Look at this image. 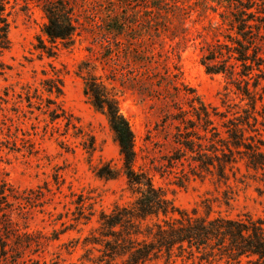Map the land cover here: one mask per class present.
<instances>
[{"label":"rangeland","instance_id":"374dc122","mask_svg":"<svg viewBox=\"0 0 264 264\" xmlns=\"http://www.w3.org/2000/svg\"><path fill=\"white\" fill-rule=\"evenodd\" d=\"M67 1L76 9L80 26L72 44H58L52 58L41 56L36 47L47 23L42 2L9 0L0 7L9 24L10 41L7 50L0 49V142L8 141L10 146L16 142L15 151H6L10 161L6 168L11 185L24 200L12 216L17 247L8 260L0 256V264H92L89 260L101 256V247L88 243L98 236L100 213L136 199L122 174L111 181L96 175L102 165L120 171L123 163L106 118L84 95L83 63L91 64L98 77L116 88L120 110L135 135V169L147 173L175 206L198 208L203 214L201 204L210 200L214 217L249 213L264 218V182L244 163L229 172L228 182L211 175L194 177L188 162L171 163L176 158V125L166 115L187 108L190 90L219 112H231L229 117L247 104L222 75H208L200 63L203 48L219 34L222 10L203 13L201 2L181 0L183 9H174L176 18L161 21L170 25L164 35L149 21L150 11L142 9L148 6L145 0H137L126 12L136 27L129 32L128 42L118 45L117 54L111 36L104 32L112 2ZM171 34L187 39L180 60L166 57L180 42V38H167ZM138 36L139 41L131 40ZM153 48L156 56L150 59L145 53ZM112 55L117 56L115 65L110 62ZM146 59L155 64L153 68L144 64ZM56 73L64 86V95L56 102L66 115L52 122L46 108L35 104L30 109L21 98L30 87L34 97L50 100L42 83ZM170 74L175 78H167ZM258 108L264 115V100Z\"/></svg>","mask_w":264,"mask_h":264},{"label":"trees","instance_id":"16d2710c","mask_svg":"<svg viewBox=\"0 0 264 264\" xmlns=\"http://www.w3.org/2000/svg\"><path fill=\"white\" fill-rule=\"evenodd\" d=\"M7 1L0 0V7ZM29 1L43 4L47 23L36 47L41 56L52 58L58 44L64 47L72 44L80 26L79 15L67 0ZM108 1L112 2L114 9L104 23V32L111 36L112 50L118 54V45L128 42L129 32L136 27L126 12L138 1ZM196 1L202 3L203 13L222 10L219 13V34L213 43L203 48L200 63L208 75H222L239 94L241 102L247 104L238 107L229 117L231 112H219L190 90L187 108H175L166 115L168 122L176 125V158L171 163L188 162L194 177L211 175L224 182L229 181V172L233 173L239 163H244L247 171H253L256 176L260 174L264 182V115L258 108V103L264 100V0ZM157 2L153 4L152 0H145L144 4L148 6L142 9L150 11L152 17L149 21L157 24L158 32L165 35L170 25H163L161 21L174 18V9L181 11L182 2ZM139 9H136L137 13ZM3 12L4 9L0 8V49L7 50L10 45L9 24ZM167 38L174 41L180 36L171 34ZM139 39L138 36L131 40L137 42ZM164 40L161 38L162 43ZM186 44L187 39L180 38L166 57L171 59L174 56L180 60V51L185 50ZM145 55L150 59L155 57V48ZM116 60L117 56H110L112 64L115 65ZM144 64L149 68L155 65L148 60ZM80 73L84 95L106 118L123 163L120 171L109 164L102 165L96 175L111 181L122 174L127 179L129 191L136 196L130 205H117L110 213H100L98 236H92L88 243L100 246L101 256L89 261L92 264H158L161 261L163 264H178V261L180 264H264V218L249 213L237 218L214 217L210 200L202 202L203 214L198 208L186 210L175 206L164 190L155 187L147 173L135 169V135L120 110L116 88L98 77L89 63L80 66ZM167 78L172 80L175 76L170 74ZM42 86L50 100L34 97L30 87L25 89L21 100L30 109L35 104L41 109L46 108L52 122L64 118L66 112L56 102L64 95L63 80L56 73L44 80ZM52 105L55 108H51ZM14 143L10 146L8 141L0 142V256L3 260H8V255L17 247L12 216L24 201L11 185L6 168L10 164L6 151H15Z\"/></svg>","mask_w":264,"mask_h":264}]
</instances>
